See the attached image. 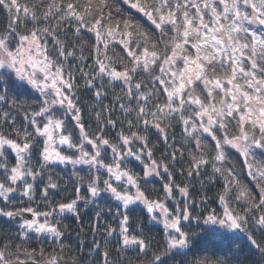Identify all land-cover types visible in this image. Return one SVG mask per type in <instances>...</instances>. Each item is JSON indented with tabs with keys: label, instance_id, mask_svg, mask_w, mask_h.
Segmentation results:
<instances>
[{
	"label": "snow or ice",
	"instance_id": "snow-or-ice-1",
	"mask_svg": "<svg viewBox=\"0 0 264 264\" xmlns=\"http://www.w3.org/2000/svg\"><path fill=\"white\" fill-rule=\"evenodd\" d=\"M0 264H264V0H0Z\"/></svg>",
	"mask_w": 264,
	"mask_h": 264
},
{
	"label": "trees",
	"instance_id": "trees-1",
	"mask_svg": "<svg viewBox=\"0 0 264 264\" xmlns=\"http://www.w3.org/2000/svg\"><path fill=\"white\" fill-rule=\"evenodd\" d=\"M161 150H162V148H161ZM156 155L159 156L160 151H157ZM137 170H139V169L137 168ZM69 172H70V169L65 170V169H63V166H59L58 168H56L54 170L53 175L60 177V176L67 175ZM160 183H161L160 181L156 182V184H155L156 190H159ZM215 191H216V189H213L210 194L214 195ZM71 195H72V191H71V186L69 185V190L67 192L63 193V196L67 197V196H71ZM58 199H59V197H58ZM98 203H99V207L103 208L105 213H107V204L111 203V201L101 200ZM81 213H82V223H83V228H84V231L81 233V236L87 237V239L84 240V246H85V250H86L87 246L92 243V236L88 232V228H89L90 224L93 223L92 218L95 215V207L89 208L87 211H85L84 209H81ZM108 219H111V217L109 216ZM64 223L70 225L69 230H68L70 234L66 235L65 243L71 244L73 248H76L78 246V238H77L76 233L80 229L77 226L76 222L71 217L66 219L64 221ZM151 230H152V234L155 236L156 239H161L159 226H152ZM97 238H99V234L97 235ZM245 254L246 255L249 254L248 247L246 244H245Z\"/></svg>",
	"mask_w": 264,
	"mask_h": 264
}]
</instances>
